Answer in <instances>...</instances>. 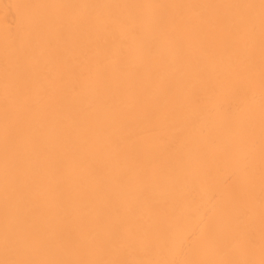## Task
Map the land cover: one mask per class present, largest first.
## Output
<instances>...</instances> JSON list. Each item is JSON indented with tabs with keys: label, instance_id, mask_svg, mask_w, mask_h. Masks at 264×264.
<instances>
[{
	"label": "bare ground",
	"instance_id": "1",
	"mask_svg": "<svg viewBox=\"0 0 264 264\" xmlns=\"http://www.w3.org/2000/svg\"><path fill=\"white\" fill-rule=\"evenodd\" d=\"M0 264H264V0H0Z\"/></svg>",
	"mask_w": 264,
	"mask_h": 264
}]
</instances>
